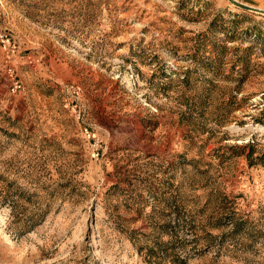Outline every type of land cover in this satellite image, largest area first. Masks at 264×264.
Listing matches in <instances>:
<instances>
[{
    "label": "rangeland",
    "instance_id": "1",
    "mask_svg": "<svg viewBox=\"0 0 264 264\" xmlns=\"http://www.w3.org/2000/svg\"><path fill=\"white\" fill-rule=\"evenodd\" d=\"M176 254L264 264V14L0 0V264Z\"/></svg>",
    "mask_w": 264,
    "mask_h": 264
},
{
    "label": "built area",
    "instance_id": "2",
    "mask_svg": "<svg viewBox=\"0 0 264 264\" xmlns=\"http://www.w3.org/2000/svg\"><path fill=\"white\" fill-rule=\"evenodd\" d=\"M1 41L4 44V48H9V49H7L8 51H10L12 53H15L16 47L15 46L10 47L11 46V44H10V38H8L6 35H2L1 36ZM7 73H8L9 77L12 80L11 81V87H10L11 92L14 93L19 88H21V85H22L21 84V81H20V79L14 77V73H13V69L12 68H8ZM69 89L70 90H78L76 88V86H74V85H71Z\"/></svg>",
    "mask_w": 264,
    "mask_h": 264
},
{
    "label": "water",
    "instance_id": "3",
    "mask_svg": "<svg viewBox=\"0 0 264 264\" xmlns=\"http://www.w3.org/2000/svg\"><path fill=\"white\" fill-rule=\"evenodd\" d=\"M230 3L236 5V6H239L241 7L242 9H245V10H248V11H252V12H258V13H261V14H264V9L262 8H259V7H256V6H251V5H248L246 3H242L238 0H228Z\"/></svg>",
    "mask_w": 264,
    "mask_h": 264
},
{
    "label": "trees",
    "instance_id": "4",
    "mask_svg": "<svg viewBox=\"0 0 264 264\" xmlns=\"http://www.w3.org/2000/svg\"><path fill=\"white\" fill-rule=\"evenodd\" d=\"M161 244H165L166 243H158L157 246H159V248H161ZM167 249V248H166ZM177 253V252H176ZM182 258H180V256L178 254H176L175 256L172 257V261L174 264H181ZM155 263H160L159 261L157 262V260L154 261ZM149 264H153L152 262H148Z\"/></svg>",
    "mask_w": 264,
    "mask_h": 264
}]
</instances>
